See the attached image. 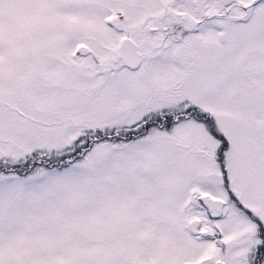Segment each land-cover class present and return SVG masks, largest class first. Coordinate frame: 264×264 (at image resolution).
Segmentation results:
<instances>
[{
    "label": "snow or ice",
    "instance_id": "1",
    "mask_svg": "<svg viewBox=\"0 0 264 264\" xmlns=\"http://www.w3.org/2000/svg\"><path fill=\"white\" fill-rule=\"evenodd\" d=\"M0 264H264V0H0Z\"/></svg>",
    "mask_w": 264,
    "mask_h": 264
}]
</instances>
